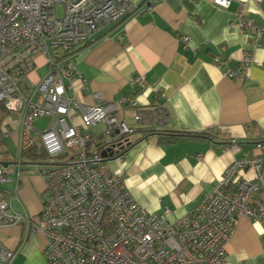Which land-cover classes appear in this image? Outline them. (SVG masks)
Masks as SVG:
<instances>
[{"label":"built area","instance_id":"1","mask_svg":"<svg viewBox=\"0 0 264 264\" xmlns=\"http://www.w3.org/2000/svg\"><path fill=\"white\" fill-rule=\"evenodd\" d=\"M156 1L143 0L139 8L150 11ZM137 10L131 0H0V103L19 118L14 163L20 168L22 152L39 144L46 158L37 166L48 193L40 212L30 215L11 206L15 190L0 189V228L21 226L22 242L40 236L47 264H220L239 218H264L262 143L256 144L258 153L234 157L200 203L180 217L169 207L158 214L138 205L123 175L101 157L102 148L110 147V156L121 159L131 143L134 127L120 117L119 108L132 110L138 124L147 113L132 95L103 101L95 92L88 105L70 96L74 80L85 88L73 51ZM233 25L253 35L251 49L235 69L226 65L222 52L213 55L212 63L223 68V76L245 80L264 25L243 6ZM37 55L45 60V73L34 82L29 74ZM129 85L138 91L150 88L141 74L133 75ZM42 117L49 124L39 130L35 122ZM98 123L104 128L94 136L89 130ZM228 147L239 149L234 141ZM243 171L252 177L241 176ZM7 173L0 164V185L9 180ZM15 255L0 244V264H12Z\"/></svg>","mask_w":264,"mask_h":264},{"label":"crops","instance_id":"2","mask_svg":"<svg viewBox=\"0 0 264 264\" xmlns=\"http://www.w3.org/2000/svg\"><path fill=\"white\" fill-rule=\"evenodd\" d=\"M131 1L139 10L73 51L72 62L85 88L76 79L69 95L85 105L94 102L95 92L103 101L136 98L147 113L145 119L138 124L132 110L119 108L134 133L121 159L110 155L106 159L123 175L138 205L158 214L169 207L180 217L200 203L234 157L243 151L258 153L257 143L264 146V33L245 80L223 76V68L212 63L213 55L222 52L226 65L237 68L242 54L251 49L253 35L233 25L236 13L243 6L258 25H264V0H228L226 7L213 0H157L150 11L139 8L143 0ZM184 35L188 42L181 38ZM43 74L36 68L29 77L37 81ZM135 74L143 75L150 88L132 89L129 79ZM18 119L6 111L0 123V164H7L9 178L0 189L15 190L14 209L37 215L47 198L40 197L47 193L44 181L33 174L31 186L30 178L24 174L21 178L23 165L18 168L5 148L8 138L17 142ZM48 124L43 117L35 122L39 130ZM103 128L98 123L89 132L98 136ZM169 131L200 137L168 139L164 135ZM231 141L239 145L237 151L229 149ZM240 174L252 177L250 171ZM260 197L264 200V192ZM10 228L23 235L21 226ZM42 247L40 236H30L23 242L17 238L6 248L16 250L12 264H47ZM220 264H264V218H239Z\"/></svg>","mask_w":264,"mask_h":264},{"label":"rangeland","instance_id":"3","mask_svg":"<svg viewBox=\"0 0 264 264\" xmlns=\"http://www.w3.org/2000/svg\"><path fill=\"white\" fill-rule=\"evenodd\" d=\"M62 11V8L59 6L57 8V12L58 14H60ZM36 68H37V73L39 74H43L45 72V60L44 59H36ZM33 81H36L35 78H32ZM5 112L3 111L2 107H1V103H0V123L2 121V117L4 116ZM102 125L99 124L97 126L98 127H101ZM6 142V147L8 149V152L9 154L15 158V160L17 159L18 157V147H17V144L15 141H13V139H6L5 140ZM112 154V149L110 147H104L102 148V151L100 152V155L101 157H106L107 155H111ZM22 160V158H21ZM24 174L23 178L29 180L28 178H30V185L33 186L34 184V176H32L33 174L34 175H40V172H39V168L37 166V164H28L26 166L23 165V168L20 172V177L21 175ZM30 175V176H29ZM41 176V175H40ZM19 177V178H20ZM22 178V177H21ZM21 186H23V182L21 183ZM48 196V193H44L41 197V199H45V197ZM41 203V201H40ZM31 215V214H30ZM19 232V231H18ZM19 234L20 233H17L15 228H10V227H4V228H0V244L8 247V248H11L12 245H14L15 243V240L17 238H20L21 241H22V236L19 237ZM40 263V262H39ZM22 264H25V263H22Z\"/></svg>","mask_w":264,"mask_h":264},{"label":"trees","instance_id":"4","mask_svg":"<svg viewBox=\"0 0 264 264\" xmlns=\"http://www.w3.org/2000/svg\"><path fill=\"white\" fill-rule=\"evenodd\" d=\"M1 107L4 112H6L3 104L1 103ZM166 138L173 139L178 137H200L198 134H191L186 132H180V131H169L167 134H165ZM21 163L22 165L26 166L28 164H37L42 163L44 159L46 158V155L42 148L39 146V144H35L31 148L25 150L21 154ZM21 165V166H22Z\"/></svg>","mask_w":264,"mask_h":264},{"label":"water","instance_id":"5","mask_svg":"<svg viewBox=\"0 0 264 264\" xmlns=\"http://www.w3.org/2000/svg\"><path fill=\"white\" fill-rule=\"evenodd\" d=\"M1 165L4 166V167L7 166V164H5V163H2Z\"/></svg>","mask_w":264,"mask_h":264}]
</instances>
